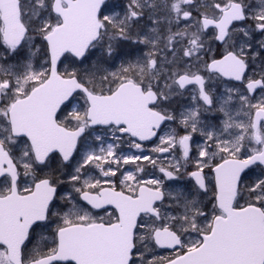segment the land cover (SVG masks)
I'll return each instance as SVG.
<instances>
[{"label":"snow or ice","instance_id":"snow-or-ice-1","mask_svg":"<svg viewBox=\"0 0 264 264\" xmlns=\"http://www.w3.org/2000/svg\"><path fill=\"white\" fill-rule=\"evenodd\" d=\"M0 264H264V0H0Z\"/></svg>","mask_w":264,"mask_h":264}]
</instances>
